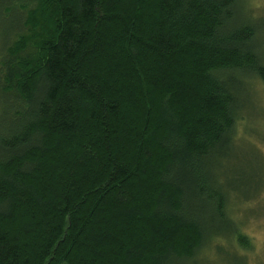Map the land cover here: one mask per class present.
<instances>
[{"label": "trees", "instance_id": "1", "mask_svg": "<svg viewBox=\"0 0 264 264\" xmlns=\"http://www.w3.org/2000/svg\"><path fill=\"white\" fill-rule=\"evenodd\" d=\"M242 4L0 0V264L251 249L228 207L264 172L229 162L264 86V3Z\"/></svg>", "mask_w": 264, "mask_h": 264}, {"label": "rangeland", "instance_id": "2", "mask_svg": "<svg viewBox=\"0 0 264 264\" xmlns=\"http://www.w3.org/2000/svg\"><path fill=\"white\" fill-rule=\"evenodd\" d=\"M261 3H264V0H243L242 5L243 9L249 8V6L259 8ZM257 21L264 26V4L262 11L257 13ZM8 23V21L4 22L1 27H5ZM254 90L257 93L256 102L251 100V106L246 109L251 116H248V120L243 123V126L241 124L236 129L240 139L235 145L234 154H242L241 162L236 165H234L235 160L229 163H233V166H237V169L243 173L254 170L255 178L257 175L258 177L260 175L261 178L264 168L259 162L258 155H261L264 166V86L258 83ZM260 189L258 194L249 201H240L239 203L235 201L233 206L228 207L231 208L239 229L250 239L251 249L245 250L239 247L235 241L219 238L214 241L218 244L215 246L214 242L207 244L194 259L184 264H244V262L245 264H264V184ZM252 191L253 189L248 193Z\"/></svg>", "mask_w": 264, "mask_h": 264}]
</instances>
